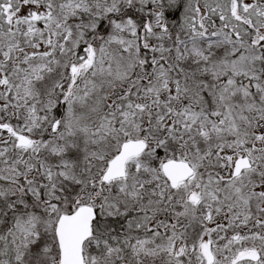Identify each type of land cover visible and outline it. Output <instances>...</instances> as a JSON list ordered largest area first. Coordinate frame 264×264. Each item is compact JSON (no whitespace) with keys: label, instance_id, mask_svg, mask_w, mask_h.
Here are the masks:
<instances>
[{"label":"snow or ice","instance_id":"1","mask_svg":"<svg viewBox=\"0 0 264 264\" xmlns=\"http://www.w3.org/2000/svg\"><path fill=\"white\" fill-rule=\"evenodd\" d=\"M0 264H264V0H0Z\"/></svg>","mask_w":264,"mask_h":264}]
</instances>
